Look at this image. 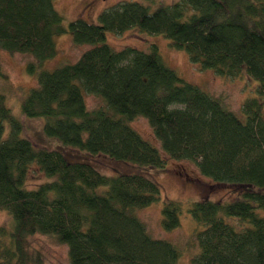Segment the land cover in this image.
I'll list each match as a JSON object with an SVG mask.
<instances>
[{
	"label": "trees",
	"instance_id": "1",
	"mask_svg": "<svg viewBox=\"0 0 264 264\" xmlns=\"http://www.w3.org/2000/svg\"><path fill=\"white\" fill-rule=\"evenodd\" d=\"M98 19L65 24L54 0H0V48L32 54L30 73L56 54V35L70 33L76 44H93L75 63L39 71L22 113L44 117L46 135L92 155L137 167L164 168L167 156L189 160L202 175L239 187L233 201L191 204L189 212L202 227L194 233L198 250L191 264H264V216L257 211L264 209V0H179L155 9L120 0ZM133 27L164 34L203 69L229 78L246 73L258 81V95L247 98L244 116L238 115L180 76L158 45L115 49L106 42L108 31ZM84 92L101 103L89 109ZM138 117L148 120L161 149L132 125ZM22 132L0 91V208L14 219L12 230L0 226V236L10 240L0 244V264H29L28 236L36 233L65 243L70 264H179L182 250L152 236L133 212L160 199L150 173L107 176L90 161L36 147ZM32 162L57 179L27 188ZM100 186L107 189L98 191ZM181 212V202L165 201L162 227L177 228Z\"/></svg>",
	"mask_w": 264,
	"mask_h": 264
},
{
	"label": "rangeland",
	"instance_id": "2",
	"mask_svg": "<svg viewBox=\"0 0 264 264\" xmlns=\"http://www.w3.org/2000/svg\"><path fill=\"white\" fill-rule=\"evenodd\" d=\"M118 1L120 0H54V6L64 17L65 24L80 17L89 22L97 23L100 12ZM137 1L155 9L161 4H171L179 0ZM55 42L56 54L39 62L36 73L28 71L29 61L35 60L32 54L11 52L0 48V91L5 95L6 103L12 113L23 124L22 136L29 138L36 147L60 149L72 161H90L107 176H116L121 171L130 172L137 169L150 173V177L160 185V199L146 207L136 208L133 212L146 223L152 236L169 240L182 250L179 264H191V258L198 250L197 245L194 243V233L196 229L202 228L189 212L191 204L206 198L224 202L233 201L236 199L239 187L215 182L211 178L202 175L193 162L172 159L167 154V165L164 168L137 167L123 160L112 159L105 154L92 155L76 147L66 146L59 138L46 135L43 129L45 118L29 117L23 114L21 110V105L28 92L37 84L38 72L53 70L62 64L75 63L82 53L93 47V44L90 43H74L70 33L56 35ZM106 42L115 49L132 46L147 50L152 44L158 45L164 61L174 68L180 76L220 97L223 103L238 115L244 116L241 108L245 100L258 95L259 83L254 78L246 73L240 77L229 78L226 75H218L214 69H203L200 63H193L190 60L185 49L173 47L172 40L164 34H151L138 27H133L121 33L108 31ZM84 94L89 109L97 107L101 103L100 98L86 92ZM4 125L5 136H7L10 132V124L5 121ZM132 125L161 149V144L145 117L136 118L132 121ZM54 179H57V175H47L37 162H32L25 186L33 189L46 181ZM106 189L107 186H100L98 191ZM167 200L181 202L182 204L181 223L172 230L164 229L161 223L162 208ZM257 211L264 216V209L258 208ZM232 218L234 217H226L228 221H232ZM13 223L14 219L9 212L0 208V226L11 229ZM247 225L249 224L247 223ZM9 241L8 236H0V244L6 245ZM28 242L29 250L33 255V259L29 264H70L68 246L59 242L53 236L36 233L28 236ZM38 253L41 257L39 262L36 261Z\"/></svg>",
	"mask_w": 264,
	"mask_h": 264
}]
</instances>
